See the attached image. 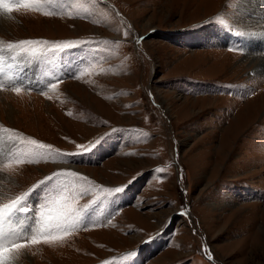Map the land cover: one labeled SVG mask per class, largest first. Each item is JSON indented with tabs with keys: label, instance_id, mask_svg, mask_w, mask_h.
Masks as SVG:
<instances>
[{
	"label": "rangeland",
	"instance_id": "obj_1",
	"mask_svg": "<svg viewBox=\"0 0 264 264\" xmlns=\"http://www.w3.org/2000/svg\"><path fill=\"white\" fill-rule=\"evenodd\" d=\"M254 1L68 0L63 16L7 17L0 41L85 43L37 70L38 79L66 77L55 91L48 80L19 96L0 91V125L62 152L104 140L91 155L3 172L0 203L58 169L127 186L93 205L87 231L33 246L17 263L104 264L134 251L116 264H264V39L240 13ZM230 34L239 43L223 45ZM34 71L19 75L32 80ZM36 196L38 215L41 189Z\"/></svg>",
	"mask_w": 264,
	"mask_h": 264
},
{
	"label": "snow or ice",
	"instance_id": "obj_2",
	"mask_svg": "<svg viewBox=\"0 0 264 264\" xmlns=\"http://www.w3.org/2000/svg\"><path fill=\"white\" fill-rule=\"evenodd\" d=\"M67 3L68 0H0V16L10 18L11 13L21 10L44 16H63ZM123 35L128 37L130 33L125 31ZM143 39L137 36L135 43L139 44ZM102 42L111 43L107 40ZM83 43L85 42L78 40L50 42L43 39L0 41V91L10 89L19 96L22 91L31 90L27 89L19 73L13 76L9 70L18 67L22 71L24 66H31L41 60L47 63L49 54L63 53ZM115 43L119 44L121 41ZM234 50L236 49H229V51ZM65 78V76H52L45 88L55 91ZM67 78H77L76 73L73 72ZM39 93L51 99L44 88L40 89ZM103 140L104 137H99L94 142L78 144L77 152H62L54 149L52 145L26 138L16 130L0 125V173L8 172L26 163L38 164L41 161L64 163L67 162L68 157L91 155ZM154 171L161 173L164 169L157 167ZM128 183L131 184L132 181ZM126 187V185L104 187L75 170L58 169L45 175L15 198H7L6 203H0V264H16L21 254L33 246L63 244L74 233L87 231L92 218L90 210L93 209V205L97 204L100 198L113 197L115 194L122 193ZM37 189L42 190L44 198L38 206V215L33 217V223L31 225H28L27 221L21 224L15 223L17 215L30 210L28 201ZM90 193L94 194V198L87 204L79 206L77 200ZM179 214L189 215L186 209ZM104 224L105 226L111 224V219H107ZM92 226L99 227L100 224L92 222ZM204 251L209 253L208 258L211 259L212 256L207 247ZM135 254L134 251L128 252L119 257H113L104 264L124 262Z\"/></svg>",
	"mask_w": 264,
	"mask_h": 264
},
{
	"label": "bare ground",
	"instance_id": "obj_3",
	"mask_svg": "<svg viewBox=\"0 0 264 264\" xmlns=\"http://www.w3.org/2000/svg\"><path fill=\"white\" fill-rule=\"evenodd\" d=\"M240 13L243 16L242 17L243 20L248 21V22L246 21L245 23V28H247L251 32V34L254 35L255 38L264 39V0H255L252 4L246 7L243 6L240 10ZM8 21L9 20L7 19L6 16H0V28L2 27L5 28L9 23ZM255 60L256 59H254L253 61ZM14 68L15 70H18L19 74H21V71L19 70L20 68L18 67H14ZM6 177L7 176L4 173H0V179H5ZM16 264L19 263L16 262Z\"/></svg>",
	"mask_w": 264,
	"mask_h": 264
}]
</instances>
